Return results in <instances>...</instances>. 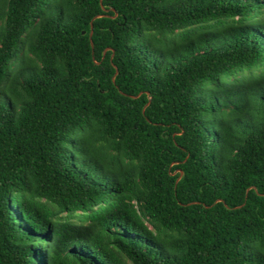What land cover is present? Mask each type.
<instances>
[{
	"label": "trees",
	"instance_id": "1",
	"mask_svg": "<svg viewBox=\"0 0 264 264\" xmlns=\"http://www.w3.org/2000/svg\"><path fill=\"white\" fill-rule=\"evenodd\" d=\"M0 264H264V0H0Z\"/></svg>",
	"mask_w": 264,
	"mask_h": 264
},
{
	"label": "water",
	"instance_id": "2",
	"mask_svg": "<svg viewBox=\"0 0 264 264\" xmlns=\"http://www.w3.org/2000/svg\"><path fill=\"white\" fill-rule=\"evenodd\" d=\"M90 34H91V32L89 31V34H88V40H89V38H90ZM90 46H91V44H90Z\"/></svg>",
	"mask_w": 264,
	"mask_h": 264
}]
</instances>
